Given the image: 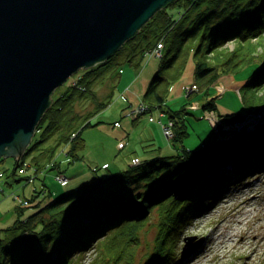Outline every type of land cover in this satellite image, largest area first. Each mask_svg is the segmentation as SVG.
<instances>
[{
    "label": "trees",
    "instance_id": "1",
    "mask_svg": "<svg viewBox=\"0 0 264 264\" xmlns=\"http://www.w3.org/2000/svg\"><path fill=\"white\" fill-rule=\"evenodd\" d=\"M263 31L264 0L168 2L156 10L115 53L92 66L80 68L61 93L51 97L23 157L18 162L14 161L12 174L16 172V166L24 163L27 153L37 150L36 153L40 154L44 149L45 153L49 151L46 168H56L58 173H63L59 163L52 159L60 142L69 143L65 153L71 160L78 158V150L84 145L83 127L99 121L92 123L85 116L82 119L85 123L73 128V123L81 119L73 108V96L76 91L80 96L89 93V98L96 100L90 90L91 76L113 62L117 54L124 52L123 62L133 66L140 65L145 57L159 59L141 96V102L147 104V111H151L157 106L162 108L166 90L171 81L181 75L190 54L195 61L193 83L206 92L220 76L237 73L252 63L255 46L243 37H257ZM232 38H238L239 43L228 49L225 44ZM158 43L161 44L159 54L154 51ZM257 61L263 67L264 55ZM119 71L121 66L118 65ZM263 81L264 67L258 73L248 75L239 87L243 101H257L254 108H264V92L258 93ZM188 94L180 109L162 108L166 117L174 121L171 141L180 142L179 153L140 160L118 171L108 170V173L96 175L69 191L50 195L51 199L43 205L35 203L37 209L34 212L24 218L18 216L5 228L6 235H11L8 240L0 235L1 264H71L72 257L83 254L82 250L110 236L109 240H112L123 234L134 241L138 236V224L144 222L142 219L148 217L152 210H157L156 221L160 228L163 224L162 235H180L193 216L206 209L225 189L242 183L243 177L252 172L263 171L264 122L249 133H238L205 144L200 142L202 145L194 149L183 146V137L188 134L184 117L185 113H190L186 105ZM108 103L109 100H97L95 107L103 109ZM200 108L216 111L215 96L202 100ZM216 114L218 120L228 122L244 115L240 111ZM114 123L119 124L117 120ZM219 126L217 123L216 128ZM54 132H57L55 141L39 147V142ZM231 148L233 162L230 166L225 169L216 167L218 157ZM32 164L34 170L45 166L35 160ZM24 200L32 202L33 198L21 199L22 205H25ZM17 207L23 210V206ZM153 242L154 246L139 264H173L177 257L169 247H164L159 237ZM132 261L125 259L123 264Z\"/></svg>",
    "mask_w": 264,
    "mask_h": 264
},
{
    "label": "rangeland",
    "instance_id": "2",
    "mask_svg": "<svg viewBox=\"0 0 264 264\" xmlns=\"http://www.w3.org/2000/svg\"><path fill=\"white\" fill-rule=\"evenodd\" d=\"M243 40L253 42L252 45L255 46L254 58L250 65L237 73L231 72V74L220 76L204 92L202 87L193 83L195 81V61L193 54H190L181 75L172 80L166 90L162 108L176 110L180 109L182 103L186 101L187 87L190 89L195 85V88L189 94L187 93L188 104L186 105L190 113L184 114L188 130V134L183 137L182 141L185 148L194 149L202 144L223 138L224 133L219 130L227 131L231 133V136L238 131L240 122H233V120L230 123L222 120L217 130L216 125L212 127L209 121L210 118L217 116L216 113L232 111L246 113L256 106L257 101L248 103L241 99L239 87L246 81L248 75L256 74L264 67V65L261 67L262 63L257 61L264 55V31L257 37L246 36ZM238 43V38H232L226 42L225 46L231 49ZM124 57V52L117 54L113 62L108 63L102 70H98L95 76H91L90 90L95 94L96 100L89 98L88 95H91L89 93L80 96L76 91L73 96L75 97L73 108L81 116L79 121L73 123V128L85 123L82 120L85 116H88L92 123L99 122L83 127L81 134L84 137V145L78 150L79 156L75 160H71V157L65 153L69 143L60 142L56 146L52 159L59 163L63 173L68 177L66 183L61 181L64 176H55V173H58L56 168H46L45 161L49 156L46 154L49 151L45 153V149L40 154L36 153L37 150L27 153L24 163L16 166L14 174H12V169L18 161L12 156L0 158V169L3 171V175L0 176V235L6 236L5 239L8 240L11 237V235H6L5 228H8L15 218L18 216L24 218L34 212L37 209L35 203L45 204L50 195H59L64 191H69L96 175L108 173V170L124 169L133 164L131 163L133 158H138L140 161L180 152V142L171 141L160 126V121L170 119L166 117L165 110L160 106L143 113L139 116V120L134 122L135 124L130 119L129 114L132 115V113H128L141 103L142 93L147 88L159 59L155 56L145 57L140 65L133 66L123 62ZM121 60L122 63H120ZM118 65L123 68L122 73L117 72ZM80 68L84 69V67ZM76 72L58 85L51 97L60 94ZM115 72L117 74H114ZM127 84H130L129 87L123 89ZM225 88L228 89L223 91ZM259 92H264V81L258 89ZM212 96L216 98L217 110L203 111L200 108L201 101ZM97 100H109V103L103 109H98L96 108ZM160 110L163 112L160 120L151 122L147 119L148 114L157 117ZM115 120L119 122L118 125L114 123ZM133 134L137 136L134 141L132 140ZM56 137L57 132L49 134L45 140L39 142V147L51 145ZM119 139L125 141V146L122 148L117 144ZM200 142L204 143L199 144ZM62 147L65 149L62 150ZM232 155L233 153H230L224 160V156H219L216 167L228 168L233 162ZM34 160L45 165L40 168H43L42 172L35 176V167L32 164ZM242 180V183L225 189V192L218 198L216 197V200L211 202L206 209L193 216V219L183 227L180 235L169 233L162 235L163 224L160 228L156 221L157 210H152L148 217L142 219L144 222L139 221L138 236L134 241L127 239L123 234L117 235L112 240H109L110 236L82 250L83 254L72 257L70 262L71 264H123L125 259H132L130 264H139L145 253L154 246V238L159 237L162 240L161 244L164 247L168 246L170 252L177 257L173 264H264V170L257 173L252 172L248 177L244 176ZM34 189L39 191L42 189L39 194L40 200L36 202L33 198L32 203L34 204L22 205L20 200L30 198ZM48 189L50 193L43 195ZM16 196H19V199ZM19 205L23 206V210H19L17 207ZM185 235H195L194 241L202 237L203 241L190 255L183 257L181 251ZM120 250L122 254L118 257Z\"/></svg>",
    "mask_w": 264,
    "mask_h": 264
},
{
    "label": "water",
    "instance_id": "3",
    "mask_svg": "<svg viewBox=\"0 0 264 264\" xmlns=\"http://www.w3.org/2000/svg\"><path fill=\"white\" fill-rule=\"evenodd\" d=\"M170 1L0 0V158L19 161L54 89L80 67L110 57ZM263 120L264 108H252L234 120L240 122L234 134L249 133ZM219 132L220 139L231 137ZM194 238L183 237L181 256L201 245L203 238Z\"/></svg>",
    "mask_w": 264,
    "mask_h": 264
},
{
    "label": "built area",
    "instance_id": "4",
    "mask_svg": "<svg viewBox=\"0 0 264 264\" xmlns=\"http://www.w3.org/2000/svg\"><path fill=\"white\" fill-rule=\"evenodd\" d=\"M160 47H161V44H159L158 43V45H157V47L156 48H154V51L157 53V54H159V52H160ZM188 88V91L186 92V94L187 93H189L193 88H195V85L192 87H190V89H189V87H187ZM149 108H148V106H147V104L146 103H144V102H141L138 106H136V108L135 109H133L132 111H131V113H132V115L133 116H137L138 114H141V113H145V112H147V110H148ZM158 116L161 118V117H163V112H162V110H160L159 112H158ZM148 119L149 120H154V116L152 115V114H148ZM161 122V128H162V130H163V132L165 133V135H166V137H168V138H171V137H173L172 135H174V131H173V120H171V119H168V120H166V121H160ZM123 140H121V141H119L118 142V146L120 147V146H122L123 145ZM139 162V159L138 158H133L132 159V161H131V163H133V164H136V163H138ZM2 172V170H0V173ZM1 175H3V172H2V174H0V176ZM56 177H58V176H64L63 178V180H61L62 182H64V183H66L67 182V176L65 175V174H63V173H61V172H59V173H57L56 175H55ZM23 204H26V202L25 203H23Z\"/></svg>",
    "mask_w": 264,
    "mask_h": 264
},
{
    "label": "crops",
    "instance_id": "5",
    "mask_svg": "<svg viewBox=\"0 0 264 264\" xmlns=\"http://www.w3.org/2000/svg\"><path fill=\"white\" fill-rule=\"evenodd\" d=\"M122 71H123V68L121 67V73H122ZM127 85H128V84H127ZM127 85H125V86L123 87V89L126 88V87H128ZM125 90H126V89H125ZM123 91H124V90H123ZM140 101H141V100H140ZM140 101H139L138 103H140ZM138 105H139V104H138ZM138 105H137V106H138ZM134 108H136V107H133L128 113H130ZM129 115H130V117H131V118H130L131 121H133V123H134V122L136 123V122L139 120V118H140L139 116H141L142 114H138L137 116H133V115H131V114H129ZM147 119H148V116H147ZM148 120H149V119H148ZM158 120H160V117L157 115V117L154 116V120H149V121H151V122H157ZM135 123H134V124H135ZM133 130H134V129H133ZM133 130H132V132H133ZM128 134H129V132H128ZM130 135H131V134H130ZM130 135H129V136H130ZM135 139H137V136H135V134H133L132 140L134 141ZM120 140H123V139H119L118 141H120ZM118 141H117V144H118ZM123 142H124L123 145L120 146L121 148L125 146V141L123 140ZM117 147H118V146H117ZM41 170H42V169H36L35 172H34V176L37 175V174H40V173L42 172ZM29 177H30V175H29ZM30 178H31V177H30ZM42 189H44V188H42ZM42 189H41V190H42ZM41 190L39 191V190H35V189H34V192L31 193L30 196H31L32 198L36 199V201H37V200H40V198H39V194L41 193ZM47 192L50 193V190L48 189V190L46 191V193L43 194V195L46 196ZM34 194H36V195H34ZM35 196H37V197L35 198ZM18 197H19V196H18ZM18 197H16V198H18ZM18 199H19V198H18ZM49 199H51V198L49 197L48 200H49ZM48 200H47V201H48ZM27 202H28V203H26L27 205H28V204H34V203H32V202H34V201H32V202L27 201ZM29 202H30V203H29Z\"/></svg>",
    "mask_w": 264,
    "mask_h": 264
},
{
    "label": "bare ground",
    "instance_id": "6",
    "mask_svg": "<svg viewBox=\"0 0 264 264\" xmlns=\"http://www.w3.org/2000/svg\"><path fill=\"white\" fill-rule=\"evenodd\" d=\"M72 75V74H71ZM247 79V78H246ZM245 79V80H246ZM228 88H225L223 91H226ZM230 89H234V88H230ZM235 90V89H234ZM236 91H238V90H236ZM244 115H245V113H243ZM210 124L212 125V127H214L215 125H217V118H215V117H212V118H210ZM173 124H174V121H173Z\"/></svg>",
    "mask_w": 264,
    "mask_h": 264
}]
</instances>
